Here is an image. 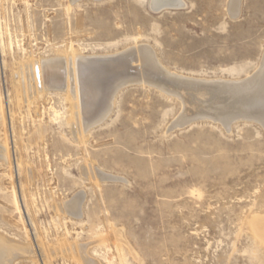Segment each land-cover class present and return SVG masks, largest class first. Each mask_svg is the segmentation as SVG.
<instances>
[{"label":"rangeland","instance_id":"1","mask_svg":"<svg viewBox=\"0 0 264 264\" xmlns=\"http://www.w3.org/2000/svg\"><path fill=\"white\" fill-rule=\"evenodd\" d=\"M150 2L0 0V247L22 250L9 264H264V127L222 126L231 96L207 88L260 68L264 0L236 16L231 0ZM139 46L183 92L124 86L82 137L73 101L23 89L32 62Z\"/></svg>","mask_w":264,"mask_h":264},{"label":"bare ground","instance_id":"2","mask_svg":"<svg viewBox=\"0 0 264 264\" xmlns=\"http://www.w3.org/2000/svg\"><path fill=\"white\" fill-rule=\"evenodd\" d=\"M229 3L230 4H229L228 9H229L231 16H236L238 12V5H239L238 0H231V2ZM150 4H151L152 9L154 8L155 10L160 11V9L165 8V7L180 6L181 0H151ZM154 54H153V51H151V49L148 48V46H142V47L139 46V48L128 49V50L122 51L121 53L117 55L110 56V57L84 56V55L77 54V55L66 56V58L58 57L57 59L43 60L42 62H38V63L32 62L31 68H30L31 70L30 74L32 78L31 77L30 78L33 79V81L31 80V82H33V85L32 84L28 85L26 83H23L24 87L23 86L22 87L26 93L30 92L31 94L35 91L36 93L39 92L40 94V92L44 93V92H48L47 90H52V91H49L48 93L57 94V95L62 94L63 96L67 97L70 101H73L74 103L72 104L71 107L74 110L75 117L73 116L74 118L72 120L74 121L75 126L77 127L76 128L74 126L76 129L73 133H75L77 137H82L84 132L86 133V131L90 130L91 128H93L94 126L98 124H101L102 122L106 120V117H108L110 113L112 112L114 98L117 93L116 91H118L121 88H124V86H128L133 83L137 84V83L145 82V83H148V85L154 86L155 88L161 91L162 90L166 91L167 89H169L171 90V92H174V90L180 89L179 85H181L182 80L177 78L176 75L174 77H169V75H166V73L163 72V70H161V68L158 66L157 61L155 60ZM262 60H263L262 61L263 63H261V66L257 70V72H255L251 77H248L245 80H241V81L235 80V82L234 81L233 82H217L216 84H213L212 86L207 87L211 91H213L214 94L220 91H221V95H222V92L229 94L232 100V103H231L232 105L228 109L224 108V106L222 110L219 108L218 111L216 110L217 113H214V116L211 118H214L215 120L219 121L222 124V126H228L234 120L249 119V120H254V121L256 120L260 122L261 125L264 127V59ZM134 63L135 64L138 63L137 64L138 68L135 65L133 67L132 64ZM195 82L194 83L190 81L184 82L185 88L187 89L191 88L190 90H193V91L197 90V88L199 87H201L202 89V85L199 86V84ZM37 83L40 84L39 91L37 89ZM207 85H208V82H207ZM182 87H184V85ZM169 90L166 92H169ZM190 90H188V92ZM203 90L204 89H202V91ZM181 91L183 92V90ZM211 93L212 92H210V95ZM184 94L185 93H182V95ZM205 94L207 95L208 93H205ZM187 95L189 96L188 93ZM213 96L214 95H212V97ZM217 96L218 95H216V97ZM196 99H197V96L195 100ZM182 100L184 101L185 98ZM188 100L189 99H187V101ZM226 101L228 102V99ZM218 103L220 104V102ZM223 103L225 102L223 101ZM194 105H197V104H194ZM184 106H186L187 108V105L184 104ZM196 107L198 108V106ZM206 107L207 106H204L205 109ZM186 108L183 109V112ZM203 110L204 109H201L200 111H203ZM211 110L212 109H210V111ZM188 113H190V117H191V112L188 111ZM202 113L203 114H198V115L193 114L194 116H192L191 118H203V117L207 118V115H205L204 112ZM186 118L187 117L183 116L182 119L180 120L181 122H178V123H183V124L186 123ZM86 171H89V170H86ZM74 199L75 200H72V203L70 204V206L68 205L69 206L68 208L71 210V212L74 215H78L80 203H79L78 198H74ZM14 247L10 246V248L7 247L5 248V250L0 247V264H9L10 258L13 257L11 256L12 253L13 252L16 253V251L21 250L20 248L14 249Z\"/></svg>","mask_w":264,"mask_h":264},{"label":"water","instance_id":"3","mask_svg":"<svg viewBox=\"0 0 264 264\" xmlns=\"http://www.w3.org/2000/svg\"><path fill=\"white\" fill-rule=\"evenodd\" d=\"M152 8V7H151ZM153 10H155L154 8H153ZM156 11V10H155Z\"/></svg>","mask_w":264,"mask_h":264}]
</instances>
